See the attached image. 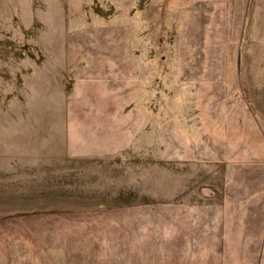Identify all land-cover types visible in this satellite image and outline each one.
Masks as SVG:
<instances>
[{
	"label": "rangeland",
	"instance_id": "rangeland-1",
	"mask_svg": "<svg viewBox=\"0 0 264 264\" xmlns=\"http://www.w3.org/2000/svg\"><path fill=\"white\" fill-rule=\"evenodd\" d=\"M0 264H264V0H0Z\"/></svg>",
	"mask_w": 264,
	"mask_h": 264
}]
</instances>
